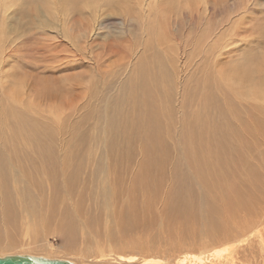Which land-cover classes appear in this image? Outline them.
<instances>
[{
    "label": "rangeland",
    "instance_id": "374dc122",
    "mask_svg": "<svg viewBox=\"0 0 264 264\" xmlns=\"http://www.w3.org/2000/svg\"><path fill=\"white\" fill-rule=\"evenodd\" d=\"M142 2L0 0V255L172 262L255 234L264 0Z\"/></svg>",
    "mask_w": 264,
    "mask_h": 264
},
{
    "label": "bare ground",
    "instance_id": "6f19581e",
    "mask_svg": "<svg viewBox=\"0 0 264 264\" xmlns=\"http://www.w3.org/2000/svg\"><path fill=\"white\" fill-rule=\"evenodd\" d=\"M141 2H142V0H141ZM142 4H143V2H142ZM3 84H4V81H3ZM8 86H9V84H8ZM29 206H31V205H29ZM248 227H249V234H251V233L252 234L255 233V234L250 239H248V237H247V239L243 240V241H247V242H248V240H250V242H248L249 244L248 243L247 244L249 245V248L251 249V251L247 255H245L243 253V249H245L248 245L247 246L244 245L245 244L244 242H243L244 244L239 243V241H238V243H236L235 241L231 240L230 238H226L225 240L219 241V242L211 245L209 248V249H211L210 250L211 252L207 253V254L205 253L206 256L203 253H201L202 252L201 249H199V250H197V249L190 250L189 249L190 251H188L187 253H184V254L182 252L181 254H183V256L176 258L172 262L170 261V259L168 260V262H166L167 260L162 258L160 255L145 256L141 259H138V257L136 255H131V253H128V254L122 256V258L119 259V261H118L119 263H117V262L112 263L109 261L108 262L107 261L106 262L105 261L104 262H101V261L98 262V261H89V260L88 261H81L80 259L77 260L74 257H73L74 259L73 258H67V257H53V256L51 257L50 256L51 254L50 255L45 254L42 256H45V257L50 258V259H66V260H69V261L74 262L76 264H264V211L262 213H260V215H258L257 217H254V220L248 225ZM257 231H259L258 234H256ZM246 234H244V235H246ZM258 243H259V245H262V248L260 247L257 249H252V247ZM205 250H207V248ZM253 251H255V252H253ZM207 252H209V251H207ZM22 253L27 254V255H33V256H37V255L39 256L41 254V253L28 252V251L27 252H18L17 254H22ZM11 254H15V253H10L7 255H11ZM4 256H5V254L0 255V257H4Z\"/></svg>",
    "mask_w": 264,
    "mask_h": 264
},
{
    "label": "water",
    "instance_id": "95a60500",
    "mask_svg": "<svg viewBox=\"0 0 264 264\" xmlns=\"http://www.w3.org/2000/svg\"><path fill=\"white\" fill-rule=\"evenodd\" d=\"M0 264H76L66 259H50L42 255L11 254L0 257Z\"/></svg>",
    "mask_w": 264,
    "mask_h": 264
}]
</instances>
